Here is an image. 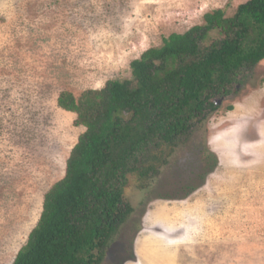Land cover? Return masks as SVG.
Listing matches in <instances>:
<instances>
[{
    "label": "rangeland",
    "instance_id": "374dc122",
    "mask_svg": "<svg viewBox=\"0 0 264 264\" xmlns=\"http://www.w3.org/2000/svg\"><path fill=\"white\" fill-rule=\"evenodd\" d=\"M243 1L0 0V264L25 244L84 131L59 93L128 79L162 38ZM245 73L147 190L126 189L134 213L102 264H264V60Z\"/></svg>",
    "mask_w": 264,
    "mask_h": 264
},
{
    "label": "trees",
    "instance_id": "16d2710c",
    "mask_svg": "<svg viewBox=\"0 0 264 264\" xmlns=\"http://www.w3.org/2000/svg\"><path fill=\"white\" fill-rule=\"evenodd\" d=\"M263 60L264 0H244L231 16L216 9L203 24L162 38L129 63L128 79L78 97L60 92L57 107L84 131L11 264H102L134 213L126 189L147 190L217 100Z\"/></svg>",
    "mask_w": 264,
    "mask_h": 264
}]
</instances>
